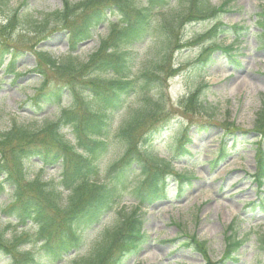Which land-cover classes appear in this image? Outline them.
<instances>
[{
  "label": "trees",
  "instance_id": "obj_1",
  "mask_svg": "<svg viewBox=\"0 0 264 264\" xmlns=\"http://www.w3.org/2000/svg\"><path fill=\"white\" fill-rule=\"evenodd\" d=\"M6 5V0H0V13ZM227 9V1L214 5L210 0H62L61 6L52 11L29 15L30 32L35 37L44 38L43 33L52 22L70 29V43L68 51L61 56L41 48L31 51L35 59L33 70L43 75V81L28 103L34 112L61 104L59 113L53 119L44 118L40 125L14 121L8 129L0 130V196H7L1 202L0 212L19 225L35 226L33 240L27 232L6 238L5 228L0 229V258L5 264H41L39 255L53 262L71 250H79L87 242L89 247L69 264H124L128 257L139 253L149 236L136 211L138 207L120 210L110 224H99L113 210L121 186L136 172L139 179L132 193L139 205L166 198L169 176L177 178L179 195L191 183L189 176L174 170L172 159L190 151L191 130L200 134L207 130L208 124L214 123H201L189 129L188 123L173 120L164 108L165 97L159 87L161 80L174 74L168 62L169 52L182 24L212 21L197 39V42H211L197 58L201 68L210 62L215 49H221L230 62L238 63L233 54L234 41L247 36L251 28L221 21L220 15ZM3 16L0 30L5 32L24 20L26 13L12 12ZM109 16L115 19L109 20ZM103 22H108L107 34L82 59L74 52L77 43L90 38ZM254 25L264 48V8L256 14ZM220 35L231 36L233 41L223 44L217 40ZM142 43H146L145 51L139 68L134 70L137 45ZM5 56L8 60L4 73L15 74L17 52L0 44V67L5 63ZM48 72L62 81L44 90ZM102 74L107 76L102 77ZM202 87L207 84L204 82L191 90L184 100L205 110L209 106L201 99ZM64 88H68L67 94ZM66 95L68 102L63 105ZM129 98L135 99L130 101ZM119 112L122 115L116 121ZM65 128H69L68 131ZM163 129L171 132V142L167 144L171 155L167 159L154 151L157 149L155 134ZM251 131L258 139L254 178L261 186L264 180V105L256 112ZM237 132L247 134L249 131L223 133L210 165L227 156L224 137L235 136ZM113 143L122 146V152L116 161L105 167L109 174L102 181L97 179L101 172L100 161ZM32 158L38 159L42 170L33 175L29 171ZM56 165L60 166L57 178H42L43 166ZM260 203L263 207L264 200ZM228 229L218 261H211L206 243L193 234L183 235V246L200 253L205 264L236 261L242 240L236 236L232 225ZM30 241L39 244V255L21 248ZM260 247L264 252V236Z\"/></svg>",
  "mask_w": 264,
  "mask_h": 264
},
{
  "label": "rangeland",
  "instance_id": "obj_2",
  "mask_svg": "<svg viewBox=\"0 0 264 264\" xmlns=\"http://www.w3.org/2000/svg\"><path fill=\"white\" fill-rule=\"evenodd\" d=\"M210 1L214 5L227 1L228 11L220 15L221 21L246 24L251 30L241 40L234 41L236 50L233 54L238 63L230 62L221 49H215L210 62L202 68L196 66L197 58L203 47L211 42H197V39L212 21L182 24L177 38L175 36L173 39L175 43L169 52L168 62L174 74L161 80L159 87L165 97L164 108L171 113L170 118L173 120L188 123L189 129L201 123L214 124H208L207 130L200 134L191 130L193 141L188 144L190 152L172 160L177 173L192 177L191 185L185 187L181 195L178 194L175 176L168 177V198L159 205L162 200L148 206L139 205L135 200L132 189L139 179L138 172L121 186L113 210L104 216L100 224H110L120 210L138 207L136 211L143 218L144 230L149 236V241L138 256L128 257L124 264H205L200 253L183 246L184 234H194L199 240L205 241L209 258L218 261L224 251V236L230 224L242 244L237 251L236 261L227 264H264V252L260 247V240L264 236V208L260 205V200L264 199V186L260 187L252 177L257 159L256 134L237 132L235 136L226 135L224 141L230 154L215 166L207 163L216 154L223 133L253 130L256 112L264 105V48L260 43L259 31L253 24L257 12L264 8V0ZM6 4L2 7L4 10L0 13V21L3 15L12 12L20 15L26 13V18L20 20L14 29H6L5 32L0 30V44L6 45L11 52H17L15 74L4 73L8 56H5V63L0 67V130L8 129L14 121L31 126L40 125L44 118L53 119L59 113L61 104L46 106L34 112L28 103V99L40 88L42 79V75L30 70L35 60L31 51L43 48L54 56H61L67 49L70 32L69 28L52 22L43 33L46 34L44 38L41 35L35 37L30 32L32 24L29 23V15L39 16L52 11L60 7L61 0H6ZM113 19L115 16H109V20ZM107 25V22H103L89 39L82 40L76 50L79 57L85 59L97 47L99 39L107 34ZM217 40L227 44L232 42V37L220 35ZM145 44L137 45L134 70L139 68ZM162 75H166V72ZM101 76L106 77L107 74ZM61 81L48 72L42 88L50 90L60 85ZM204 82L207 87H202L201 99L209 108L202 110L189 105L184 99L191 90ZM64 93H68V88H64ZM67 98L68 95L64 96L63 105L68 102ZM133 99L129 98L130 101ZM121 115V112L116 115V121ZM68 129L65 128V131ZM167 129L155 134L157 139L154 145L157 149L154 151L163 158L171 154L167 147L171 142V132ZM121 152L122 146L118 144L113 143L108 148L101 158V172L97 179H107L109 172L105 167L116 161ZM31 161L30 174L41 172L37 159L32 158ZM42 168V178L58 177L59 167ZM4 199L6 195L0 197V207ZM34 227L32 224L21 226L13 219L7 220L0 212V229L5 228L6 238L11 239L27 232L33 240ZM88 247L87 242L82 249L54 262L39 255V244L36 242L30 241L22 248L38 253L41 264H69L73 257L81 255ZM0 264H5L3 258H0Z\"/></svg>",
  "mask_w": 264,
  "mask_h": 264
}]
</instances>
